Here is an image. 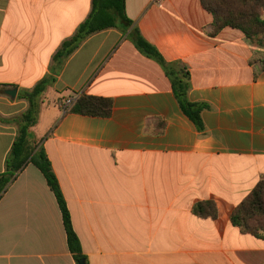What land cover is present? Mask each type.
<instances>
[{
  "label": "crops",
  "instance_id": "crops-1",
  "mask_svg": "<svg viewBox=\"0 0 264 264\" xmlns=\"http://www.w3.org/2000/svg\"><path fill=\"white\" fill-rule=\"evenodd\" d=\"M91 11L92 0H0V175L17 133L9 121L29 107L20 92L55 76L56 52ZM126 13L168 63L189 70V100L209 109L200 133L163 66L121 29L89 37L66 61L46 91L51 120L34 137L88 264H264V234L230 219L264 179V49L237 29L213 36L201 0H126ZM81 95L112 100V115L65 110ZM205 201L216 219L194 213ZM0 264H76L56 196L32 164L0 199Z\"/></svg>",
  "mask_w": 264,
  "mask_h": 264
},
{
  "label": "trees",
  "instance_id": "trees-1",
  "mask_svg": "<svg viewBox=\"0 0 264 264\" xmlns=\"http://www.w3.org/2000/svg\"><path fill=\"white\" fill-rule=\"evenodd\" d=\"M201 3L214 18L213 36L228 27L237 29L243 32L248 40L264 49V0H201ZM133 24L126 13V0H92V11L89 17L56 52L52 64L53 74L56 76L61 73L66 61L89 37L109 29H121L128 32L129 39L140 52L163 66L182 113L194 123L198 132H205L202 113L209 109V106L189 100L188 93L191 88L189 70L181 63H168L158 49L148 42ZM55 76L44 78L32 90L22 91L18 96L19 99L25 100L29 107L27 111L9 121L17 126V133L6 158L5 172L0 175V199L19 174L28 165H34L44 175L48 186L56 196L63 217L68 247L76 264H81V261L88 264L81 242L74 230L59 181L43 147L44 139L37 140L32 133V129L38 124L43 96L55 83ZM70 112L83 116L109 118L113 113V101L103 97L81 95ZM194 213L200 218L216 219L218 217L217 206L212 201L198 203L194 207ZM230 219L232 225L238 227L242 234L263 236L264 179L235 208Z\"/></svg>",
  "mask_w": 264,
  "mask_h": 264
},
{
  "label": "rangeland",
  "instance_id": "rangeland-1",
  "mask_svg": "<svg viewBox=\"0 0 264 264\" xmlns=\"http://www.w3.org/2000/svg\"><path fill=\"white\" fill-rule=\"evenodd\" d=\"M54 99H55L54 98V92H46L45 93L44 98L42 100V104L44 102L45 105L47 106V108L42 109V105H41L38 124L36 125V127L32 131V133L35 137H37V134H41L46 129L48 122L51 120L52 110H53V106H54V104H52V103H55Z\"/></svg>",
  "mask_w": 264,
  "mask_h": 264
},
{
  "label": "built area",
  "instance_id": "built-area-1",
  "mask_svg": "<svg viewBox=\"0 0 264 264\" xmlns=\"http://www.w3.org/2000/svg\"><path fill=\"white\" fill-rule=\"evenodd\" d=\"M75 102H76V100L74 98L66 100L64 103L65 110L71 109L73 107V105L75 104Z\"/></svg>",
  "mask_w": 264,
  "mask_h": 264
},
{
  "label": "water",
  "instance_id": "water-1",
  "mask_svg": "<svg viewBox=\"0 0 264 264\" xmlns=\"http://www.w3.org/2000/svg\"><path fill=\"white\" fill-rule=\"evenodd\" d=\"M12 96H15L16 95V90L12 91V92H9ZM81 264H84V261H81Z\"/></svg>",
  "mask_w": 264,
  "mask_h": 264
}]
</instances>
